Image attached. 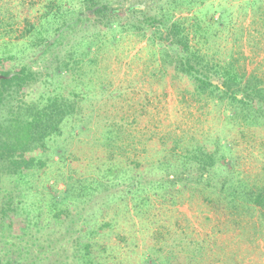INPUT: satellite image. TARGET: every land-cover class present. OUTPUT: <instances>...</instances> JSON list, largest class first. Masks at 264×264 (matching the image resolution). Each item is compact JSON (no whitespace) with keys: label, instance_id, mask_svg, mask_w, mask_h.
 <instances>
[{"label":"rangeland","instance_id":"obj_1","mask_svg":"<svg viewBox=\"0 0 264 264\" xmlns=\"http://www.w3.org/2000/svg\"><path fill=\"white\" fill-rule=\"evenodd\" d=\"M51 2L0 0V68L30 65L40 72L41 80L25 88L21 100L59 91L76 99L77 107L40 153L45 165L34 160L27 176L3 177L1 185L13 189L19 209L12 229L1 235L0 225V264L4 254L22 264H83L88 240L94 264H170L173 254L185 257V264H264L257 209L243 202L227 206L203 178L174 185L159 167L174 142L185 154L195 146L210 150L220 139L222 164L232 172L223 173L227 180L262 184L264 121L246 123L234 107L192 96L186 80L173 85L159 71V46L133 27L117 43L103 32L94 46L87 40L95 27L71 31L65 23L58 26L62 32L45 30ZM62 2L76 18L80 0H54ZM239 2L202 5L216 18L229 9L233 23L213 26L216 35L207 42L193 37L192 43L221 64L234 60L239 80L254 75L253 82L264 85V19L250 26ZM34 155L21 159L31 164Z\"/></svg>","mask_w":264,"mask_h":264},{"label":"trees","instance_id":"obj_2","mask_svg":"<svg viewBox=\"0 0 264 264\" xmlns=\"http://www.w3.org/2000/svg\"><path fill=\"white\" fill-rule=\"evenodd\" d=\"M113 1L80 0L78 8L81 10L76 18L72 19L73 10L69 8L68 3L55 4L52 0V8L46 15L47 25L44 29L48 30L47 26H54L57 32H62L63 29L58 26H65V23H68L67 29L71 31L80 25L95 27L87 40L88 45L94 46L97 40L102 39L103 32L110 31V41L117 43L123 33L133 27L139 31L141 39L145 38L150 44L159 46V71L171 79L173 85L176 86L175 81L186 80L190 86L186 90L190 91L192 96L234 107L236 115L246 123L264 121V85L253 82L254 75L245 81L239 80V74L233 71L234 60L221 64L192 43L193 37L205 39L207 42L211 36L216 35L213 26H228L233 23V15L229 9L221 12L216 18L215 12L207 10L208 6L207 12L202 9V5L209 0H136L128 6L120 3L113 6ZM239 4L245 11L246 18H250V26H255L259 24V19H264V0H241ZM64 5L67 7L63 8ZM184 11H188V15L177 16L179 12ZM44 29L38 31L43 33ZM58 37L59 34L46 40V47L41 55L59 40ZM79 49L78 46L76 53ZM72 56L73 50L69 54V57ZM3 60L5 57H1V61ZM40 80V72L33 70L30 65L0 68L1 235L5 230L12 229L13 219L18 215L19 209L13 189L3 188L1 185L3 177L10 176L17 180L19 176H27L34 171L31 167L34 160L39 161L40 165H45L46 160L40 153L46 152L49 140L62 134V123L74 115L77 108L74 103L76 99L59 91L41 93L32 102L21 100L22 91ZM223 149L224 145L217 139L210 150L195 146L189 153L184 154L182 143L174 142L159 162L160 172L168 178L172 176L169 181L174 185L195 179L199 182L200 178H203L208 187L220 194L219 197L223 198L227 206L237 208L239 202H243L259 211L264 224V183L258 184L255 181L249 184L245 180L233 183L227 180L223 173L232 172L222 164L226 156ZM34 152L38 155L32 156L31 164H26L21 159L22 155ZM139 183L135 180V187H138ZM60 194L65 195V192ZM2 241L1 238V243ZM83 247L84 256L81 255V263L94 264L92 241L88 240ZM184 258L173 254L170 264H185ZM17 259L13 256L7 258L4 254L1 255V264H22Z\"/></svg>","mask_w":264,"mask_h":264}]
</instances>
